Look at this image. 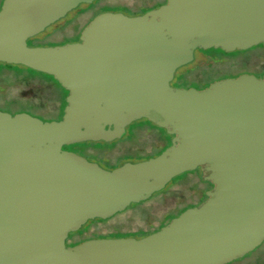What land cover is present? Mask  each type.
I'll return each instance as SVG.
<instances>
[{
  "label": "water",
  "instance_id": "95a60500",
  "mask_svg": "<svg viewBox=\"0 0 264 264\" xmlns=\"http://www.w3.org/2000/svg\"><path fill=\"white\" fill-rule=\"evenodd\" d=\"M3 0L0 61L53 75L64 114L43 120L0 110V264H226L264 242V76L204 89L172 84L199 49L264 45V0H167L139 15L105 11L80 40L28 39L82 3ZM147 119L171 145L107 169L65 146L112 142ZM201 168L207 199L142 237L68 244L89 220L146 201Z\"/></svg>",
  "mask_w": 264,
  "mask_h": 264
},
{
  "label": "rangeland",
  "instance_id": "374dc122",
  "mask_svg": "<svg viewBox=\"0 0 264 264\" xmlns=\"http://www.w3.org/2000/svg\"><path fill=\"white\" fill-rule=\"evenodd\" d=\"M160 1L163 0H96L93 3H82L67 13L65 18L29 38L28 44L50 47L75 42L80 38L85 26L99 13L118 11L130 16L139 15L149 6L153 9V6ZM2 3L3 0H0V9ZM195 56L193 62L177 71L172 82L174 86L201 89L211 82L245 73L264 76V45L262 44L237 52L235 55L210 56L199 49L195 51ZM16 65L0 61V110L11 113L29 112L43 120L60 119L64 114L61 112L62 108L64 110L66 106L60 89L43 76L14 69ZM137 122L143 125L140 128H132V124ZM133 123L127 127L125 136L112 144L105 141H86V144L73 147L68 145L66 148L77 149L78 153L89 160L111 169L114 164L121 165L126 161L143 160L140 158L155 154L171 144L173 136L166 134L163 128L153 122L140 119ZM210 188L211 184L204 180L200 170L184 172L173 178L163 189L164 191L162 190L163 192L154 193L150 200L132 203L124 211L107 219L89 220L79 231L71 233L67 243L101 237V234L112 231H149L189 204L204 200ZM132 236L143 235L138 233ZM261 257H264V242L245 257L238 259L235 264L244 260L254 261Z\"/></svg>",
  "mask_w": 264,
  "mask_h": 264
},
{
  "label": "trees",
  "instance_id": "16d2710c",
  "mask_svg": "<svg viewBox=\"0 0 264 264\" xmlns=\"http://www.w3.org/2000/svg\"><path fill=\"white\" fill-rule=\"evenodd\" d=\"M167 1L166 0H163V1H160V2H158L157 4H155L154 6H153V8L155 7H159L160 5H162V4H164V3H166ZM151 9V7L149 6L148 8H145V9H143V13H145L146 11H148V10H150ZM202 52H204V53H206V54H208V55H210V56H212V55H221V54H223V55H235L237 52H240V51H243V50H238V51H232V52H226V51H224V50H222L221 48H210V49H200ZM14 69H16V70H20V71H27V73H29V74H31V75H37V76H43V77H45L46 79H49V80H51L53 83H54V85L57 87V88H59L60 89V91L62 92V94H63V96H64V102L65 103H67L66 102V97H67V95H68V93H69V91L57 80V79H55V77L53 76V75H50V74H47V73H44V72H40V71H37V70H34V69H32V68H29V67H24V66H19V65H16L15 67H14ZM211 83H213V82H211ZM211 83L209 84V85H211ZM209 85H207V86H209ZM207 86H203V87H201V89H204V88H206ZM62 113L64 112V110H63V108H62V111H61ZM62 118V116H60V119ZM149 121V120H148ZM150 122V121H149ZM143 124H140V123H133L132 124V128H134V129H136V127L138 128H140L141 126H142ZM164 129V128H163ZM165 130V133L167 134V132H166V129H164ZM115 141H112V142H109L110 144H112V143H114ZM87 142H82V143H77V144H73V145H71L72 147L73 146H78V145H82V144H86ZM108 144V143H107ZM171 144H169V146H170ZM67 146H65V148H66ZM168 147V146H167ZM166 146L165 147H163L161 150H159L157 153H155V154H151V155H149V156H147V157H141L140 159H147V158H149V157H151V156H155V155H158L159 153H161L165 148H167ZM117 166H119V165H117V164H114V165H112L111 167L112 168H115V167H117ZM111 168V169H112ZM164 191V190H163ZM163 191H161V192H163ZM160 192V193H161ZM153 198V197H152ZM151 199V198H150ZM150 199H148V200H150ZM148 200H146V201H148ZM145 201V202H146ZM194 205H196V203H191V204H189L187 207H185L184 209H182L181 211H179L178 213H176V214H172L171 215V217H169L165 222H162L158 227H156V228H154V229H151V230H149V231H135V232H122V231H112V232H109V233H107V234H101L102 236L101 237H108V236H110V237H118V236H131V235H135V234H141V235H147V234H150V233H152V232H155V231H157V230H159L162 226H164V225H166V224H168L174 217H176V216H178V215H180L184 210H186L188 207H192V206H194ZM84 239H80V240H78V241H75V242H71V244L73 245V244H77V243H79V242H81V241H83Z\"/></svg>",
  "mask_w": 264,
  "mask_h": 264
},
{
  "label": "flooded vegetation",
  "instance_id": "af4514ba",
  "mask_svg": "<svg viewBox=\"0 0 264 264\" xmlns=\"http://www.w3.org/2000/svg\"><path fill=\"white\" fill-rule=\"evenodd\" d=\"M78 40H80V38L78 39ZM70 150H73V151H75V152H77L78 153V151H77V149H70ZM80 154V153H79ZM198 170H200L201 171V173L203 174V172H202V170H201V168H198V169H196V170H194V171H198ZM203 178H204V174H203ZM205 180V179H204ZM205 181H207V182H209L210 184H211V188L210 189H212L213 188V184H212V182L211 181H209V180H205ZM207 195V194H206ZM208 197V196H207ZM207 197L204 199V200H206L207 199ZM204 200H201L200 202H198V203H196V205H199L200 203H202ZM196 205H194V206H196ZM72 235V234H71ZM68 244H71V243H68ZM243 257H245V256H243ZM243 257H240V258H243ZM240 258H238V259H240ZM238 259H236V260H233V261H231V262H229V263H226V264H235V262H237V260ZM264 264V257H261V258H257V259H255L254 261H249V262H245V260L243 261V262H239V263H237V264Z\"/></svg>",
  "mask_w": 264,
  "mask_h": 264
}]
</instances>
